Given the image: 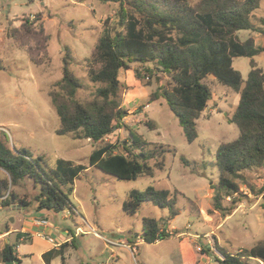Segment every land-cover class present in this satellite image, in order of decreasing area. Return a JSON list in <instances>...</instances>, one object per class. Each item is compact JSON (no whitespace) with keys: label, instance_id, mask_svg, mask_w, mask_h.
Wrapping results in <instances>:
<instances>
[{"label":"rangeland","instance_id":"1","mask_svg":"<svg viewBox=\"0 0 264 264\" xmlns=\"http://www.w3.org/2000/svg\"><path fill=\"white\" fill-rule=\"evenodd\" d=\"M198 1L189 0V4L194 6ZM116 9V4H103L98 0H0V65L3 68L0 70V141L4 142L5 137L9 148H25L34 158H44L49 167H54L57 159L88 167L92 151L105 143H117L115 153H122V145L128 143L131 129L145 142L170 150L164 154L163 167L156 168L155 161L151 160L148 164L153 174L131 181L118 180L96 167H88L72 185L69 199L75 209L61 212L38 209L33 199L36 191L28 182H21L13 191L30 204L20 209L31 219L47 218L54 231L66 229L69 232L71 242L63 248L67 250L68 264H219L202 252L205 245L221 259L215 247L237 255L264 239V169L253 168L241 173L238 182L242 202L231 215L224 217L213 206L210 186L216 184L218 178L215 150L220 143L238 136L237 127L228 118L239 96L230 88L210 75L203 80L211 90V100L196 120L197 137L187 143L165 101L158 98L149 102L150 94L159 85L171 89L169 78L163 75L159 82L158 76L153 75L139 82L132 69L137 68L141 76L147 74L142 66L135 64L132 69L119 73L120 82L130 85L122 91L121 104L125 110L122 123L128 128L114 130L98 143L75 139L72 134H55L59 118L47 93L62 77V57L65 52L69 53V69L81 83L76 98L82 104L94 99L96 89L102 85L90 81L84 61L99 38L105 19L112 18ZM38 15L45 34L50 37L47 57L41 54L37 37L25 39L24 47L20 48L8 35L10 28L19 27L26 18L34 21ZM262 19L264 0L250 22L260 29L264 28ZM236 35L241 41L252 36L256 46L264 47L262 34L242 30ZM27 48L34 60L42 57L44 62L39 65L31 62ZM253 60L264 70V52ZM249 63V58L233 59V68L241 73L243 80L250 70ZM147 82L149 84L144 85ZM6 176L0 169V179ZM149 186L176 192L178 215L168 219L167 209L151 203H143L135 215L125 214L122 204L129 193ZM17 213L16 209L0 208V232L10 225L11 219L18 221ZM145 217L157 220L160 228L171 236L157 243L140 244ZM87 223L94 227L93 231ZM119 239L128 242L126 246L130 249L118 244ZM36 241L34 239V253L39 248ZM29 245L19 243L20 252H28ZM36 261L27 258L25 264H37ZM246 261L264 264L254 259ZM53 264H60V259H54Z\"/></svg>","mask_w":264,"mask_h":264},{"label":"trees","instance_id":"2","mask_svg":"<svg viewBox=\"0 0 264 264\" xmlns=\"http://www.w3.org/2000/svg\"><path fill=\"white\" fill-rule=\"evenodd\" d=\"M98 1L117 5L112 18L105 19L97 42L84 61L90 81L102 86L96 89L94 99L82 104L76 98L81 83L70 71L71 57L65 52L62 77L47 93L59 118L55 134H72L75 139L98 143L111 136L114 130L128 128L122 123L125 110L121 104L122 91L129 87L120 82L119 73L136 64L147 74L141 76L137 68L132 69L139 82L144 78L149 80L153 75L158 76L159 82L163 75L169 78L171 89L159 85L150 94L149 102L162 98L177 118L186 142L191 143L197 137L196 120L212 96L203 80L213 76L239 96L228 118L237 127L238 136L217 146L214 164L218 178L216 184L210 186L214 208L224 217L231 215L242 202L238 182L241 173L253 168L264 169V70L253 60L264 52V47L256 46L252 36L241 41L236 35L242 30L264 35V28H255L250 22L261 0H199L194 6L189 0ZM8 35L20 48L24 47L25 39L37 37L40 52L47 57L50 37L45 34L39 15L34 21L26 18L19 27L10 28ZM27 52L34 64L44 62L42 57L34 60L28 48ZM239 57L250 59L245 80L233 68V59ZM4 139V142L0 141V169L7 176L0 179V208L6 209L25 208L30 204L13 191L19 183L28 182L36 191L33 199L38 209L74 210L69 199L72 185L88 167H96L118 180L131 181L153 174L148 164L151 160L161 169L164 154L170 151L163 145L145 142L129 129L128 143L122 145V153H115L117 143H105L92 151L88 167L63 159H57L54 167H49L44 158H34L25 148L11 149ZM175 193L151 186L143 191L133 190L123 202L122 210L132 216L143 203H151L167 209L168 219H172L178 215ZM4 195L7 196L2 199ZM169 236L171 233L161 229L157 220L142 219L141 239L144 243L153 244ZM63 248L62 244L57 251L44 253L42 259L46 262L48 256L57 254L61 264H65ZM215 248L221 259L207 245L202 252L219 264H248L246 259L264 262V239L237 255ZM2 257L5 262L20 264L13 256L11 245L3 248Z\"/></svg>","mask_w":264,"mask_h":264},{"label":"crops","instance_id":"3","mask_svg":"<svg viewBox=\"0 0 264 264\" xmlns=\"http://www.w3.org/2000/svg\"><path fill=\"white\" fill-rule=\"evenodd\" d=\"M254 42H255V39H254ZM11 209L17 210L18 213L16 217L18 221H15V219L13 218L11 220L13 224H11L10 222V225L6 226L5 229L2 232H0V264H6V262L3 260V257H2V250L6 245H11L13 256L16 257V259L20 261V264H25V260L27 258H31V259L35 258L37 260L36 261L37 264H53L54 259H57V258L60 259L59 255L54 254L52 256H48L47 261L45 262L42 259V255L49 251H54V252L57 251L59 249V246L62 244L64 245V247L66 246L67 248V246L71 242L69 238V232H67L66 229H62V230L57 229L54 231L53 229L50 228V225L47 223L48 221L47 218L46 219L42 218V220H35V219H31V217L29 216L23 215V210H21L19 207H16V208L11 207L10 210ZM48 216L50 215L48 214ZM87 225L91 227L92 231L94 230V227L91 226L89 223H87ZM76 228L79 229L80 232L82 231V229L79 226H77ZM76 231L79 232L78 230ZM164 231L166 232V230ZM53 233L56 235L54 236V238H52L51 236ZM96 235L99 236L98 234ZM17 237H20V238L17 239ZM27 237H29V240H26ZM48 238L51 239L52 241H48L47 240ZM34 239H37L36 242L39 243V248L35 250V253L33 252L34 251L33 249ZM139 240H140L139 242L140 244L143 243V240L141 238ZM118 241H119L118 244L129 249L126 246L128 242H126L125 240H121V239H119ZM157 242H160V241H157ZM19 243H22V244L30 243L29 245L30 250L22 254L20 252ZM135 244H137V242H135ZM63 253H64V258H65L67 250L64 249ZM60 264H61V261H60ZM65 264H68L66 262V258H65ZM184 264H189V263H184Z\"/></svg>","mask_w":264,"mask_h":264},{"label":"built area","instance_id":"4","mask_svg":"<svg viewBox=\"0 0 264 264\" xmlns=\"http://www.w3.org/2000/svg\"><path fill=\"white\" fill-rule=\"evenodd\" d=\"M0 130L2 131V129H1V128H0ZM3 130H4V129H3ZM6 196H7V195H4V196L2 197V199L6 198ZM47 240H48V241H52V240H51V239H49V238H48ZM123 245H124V244H123ZM124 246H125V245H124ZM127 247L129 248V246H127ZM129 249H130V248H129Z\"/></svg>","mask_w":264,"mask_h":264},{"label":"water","instance_id":"5","mask_svg":"<svg viewBox=\"0 0 264 264\" xmlns=\"http://www.w3.org/2000/svg\"><path fill=\"white\" fill-rule=\"evenodd\" d=\"M12 220V219H11ZM6 264H13V262L9 261V262H6Z\"/></svg>","mask_w":264,"mask_h":264}]
</instances>
